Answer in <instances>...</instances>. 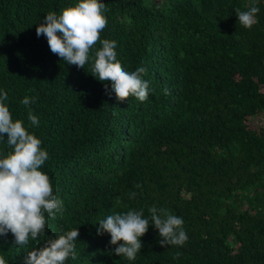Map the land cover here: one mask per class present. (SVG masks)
Returning <instances> with one entry per match:
<instances>
[{"label":"trees","instance_id":"obj_1","mask_svg":"<svg viewBox=\"0 0 264 264\" xmlns=\"http://www.w3.org/2000/svg\"><path fill=\"white\" fill-rule=\"evenodd\" d=\"M77 2L0 0V93L42 141L41 171L63 201L27 247L0 236V256L24 264L27 251L77 228L76 259L66 264H264V125L255 122L264 117V0H101V39L116 41L126 70L148 69L143 103L119 102L91 60L69 65L37 36L46 13ZM253 3L257 22L245 29L235 9ZM25 96L35 103L25 107ZM9 150L5 137L0 154ZM153 206L183 219L185 245L161 246L149 224L128 261L97 233L99 220L131 209L151 223Z\"/></svg>","mask_w":264,"mask_h":264},{"label":"clouds","instance_id":"obj_2","mask_svg":"<svg viewBox=\"0 0 264 264\" xmlns=\"http://www.w3.org/2000/svg\"><path fill=\"white\" fill-rule=\"evenodd\" d=\"M105 11L106 6L101 0H78L61 9L59 14L55 11L46 13L36 27V34L45 36L50 51L69 65L84 68L91 60L90 73L101 82H110L109 94H114L119 102L134 97L143 103L150 92L149 82L144 79L148 69L140 66L134 71L126 70L117 59L116 41L101 39L108 24ZM259 11L254 3L244 11L236 8L239 25L251 29ZM98 43L101 46L96 48ZM105 91H108L107 83ZM163 92L170 94L166 86ZM35 99L25 96L20 103L28 107ZM7 100L8 94L0 93V140L6 137L10 149L6 154H0V236L10 232L14 237L13 244L25 248L30 239L35 241L45 232L48 224L45 214L54 220L57 213L62 212L63 201L53 194L49 176L41 171L48 159L47 151L41 147L42 141L27 130L22 120L13 119L5 103ZM28 120L32 126L39 125L38 117L30 108ZM129 195L134 198L136 193ZM116 202H120L119 197ZM148 211L151 223L144 218L143 209L110 214L99 220L97 233L110 234L109 243L117 245L113 251L128 261L136 260L143 247L141 237L147 233L149 224L158 229L161 246L185 245L188 235L181 217L163 207L153 206ZM78 236L76 228L48 239L43 246L27 251L24 264H66L70 258L76 259L74 241ZM181 255L176 252L172 258L175 260ZM0 264H7L2 256Z\"/></svg>","mask_w":264,"mask_h":264},{"label":"built area","instance_id":"obj_3","mask_svg":"<svg viewBox=\"0 0 264 264\" xmlns=\"http://www.w3.org/2000/svg\"><path fill=\"white\" fill-rule=\"evenodd\" d=\"M255 122H256V123H262V124L264 125V117L256 118V119H255Z\"/></svg>","mask_w":264,"mask_h":264}]
</instances>
